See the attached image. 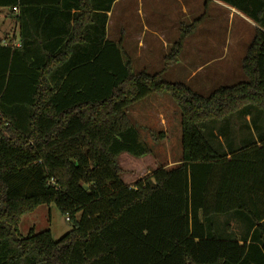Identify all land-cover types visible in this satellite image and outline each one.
I'll return each instance as SVG.
<instances>
[{"label":"trees","instance_id":"1","mask_svg":"<svg viewBox=\"0 0 264 264\" xmlns=\"http://www.w3.org/2000/svg\"><path fill=\"white\" fill-rule=\"evenodd\" d=\"M115 1L0 0L19 25V45L0 43V264H264V142L227 153L214 135L236 114L264 116V0H223L258 28L246 80L207 96L163 77L192 27L163 71L135 73L107 38ZM164 93L181 160L128 185L121 154H152L128 108ZM50 204L71 230L21 236L22 217Z\"/></svg>","mask_w":264,"mask_h":264},{"label":"crops","instance_id":"2","mask_svg":"<svg viewBox=\"0 0 264 264\" xmlns=\"http://www.w3.org/2000/svg\"><path fill=\"white\" fill-rule=\"evenodd\" d=\"M4 13L7 19L1 18L0 25H9L12 32L8 40L0 37V43L19 45V25L8 9L0 8V15ZM187 27H192L191 33L177 60L164 70L166 81L185 83L199 93L203 88L197 85L215 77L246 80L242 62L258 26L223 0H116L108 12L107 38L122 43L133 72L153 74L163 71L165 55ZM214 135L227 153L229 147L236 150L248 142L260 146L264 116L255 109L236 114Z\"/></svg>","mask_w":264,"mask_h":264},{"label":"rangeland","instance_id":"3","mask_svg":"<svg viewBox=\"0 0 264 264\" xmlns=\"http://www.w3.org/2000/svg\"><path fill=\"white\" fill-rule=\"evenodd\" d=\"M1 18L7 19V13L1 14ZM11 25L13 27L14 23L11 22ZM11 32L9 25H0L1 39L8 40V36L10 39ZM198 80L199 78L196 81ZM242 81H245L244 77L238 80L226 78L225 81L221 77H215L208 83L197 86L203 88L199 89V93L207 96L221 86H230ZM128 113L152 148L151 155L142 157L121 154L119 163L123 170V180L132 186L138 180L151 175L159 166L172 168L181 160V117L177 104L168 93L148 96L130 106ZM71 228L66 216L60 213L55 204L41 205L22 217L19 234L26 237L31 231L39 233L50 230L54 240H59Z\"/></svg>","mask_w":264,"mask_h":264},{"label":"built area","instance_id":"4","mask_svg":"<svg viewBox=\"0 0 264 264\" xmlns=\"http://www.w3.org/2000/svg\"><path fill=\"white\" fill-rule=\"evenodd\" d=\"M14 11L17 12L18 11L17 8H14ZM66 220L68 221L69 218L67 217Z\"/></svg>","mask_w":264,"mask_h":264}]
</instances>
